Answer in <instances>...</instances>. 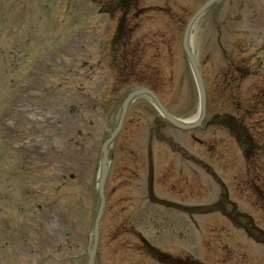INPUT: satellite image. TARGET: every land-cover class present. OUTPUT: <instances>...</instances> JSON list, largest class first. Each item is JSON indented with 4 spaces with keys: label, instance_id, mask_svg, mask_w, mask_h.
Listing matches in <instances>:
<instances>
[{
    "label": "rangeland",
    "instance_id": "374dc122",
    "mask_svg": "<svg viewBox=\"0 0 264 264\" xmlns=\"http://www.w3.org/2000/svg\"><path fill=\"white\" fill-rule=\"evenodd\" d=\"M206 1L142 0L132 42L146 43V57L118 55L134 77H151L166 110L188 124L199 118V97L181 43ZM109 20L87 0H0V264L88 261L101 149L128 91L116 82ZM189 46L206 119L182 131L146 96L131 105L109 149L94 264H158L146 244L205 264H264V246L227 215L234 206L264 231V119L248 129L259 155L250 162L210 124L237 113L230 103L247 104L264 84L254 79L257 71L264 78V0H221L193 26ZM235 64L254 77L230 75Z\"/></svg>",
    "mask_w": 264,
    "mask_h": 264
},
{
    "label": "water",
    "instance_id": "95a60500",
    "mask_svg": "<svg viewBox=\"0 0 264 264\" xmlns=\"http://www.w3.org/2000/svg\"><path fill=\"white\" fill-rule=\"evenodd\" d=\"M217 0H211L209 3H207L196 15L195 17L191 20V22L189 23L187 29H186V32H185V36H184V49H185V52H186V55L189 59V62L194 70V73L196 75V78H197V81H198V84H199V88H200V92H201V109H202V118L204 116V106H205V96H204V91H203V86H202V83H201V79H200V76H199V73L197 71V68H196V64H195V61H194V58L193 56L191 55L189 49L187 48V37H188V32H189V29L193 23V21L201 14L203 13L208 7H210L212 4H214ZM173 124V120L171 118H168ZM105 159V155H104V158L103 160ZM104 176H105V173L103 174L101 180H100V190L102 192V183H103V180H104ZM102 202H103V196H102ZM102 205V204H101ZM102 209V207H101ZM98 220H99V217L96 221V225H95V229H96V233H97V226H98ZM97 236V234H96Z\"/></svg>",
    "mask_w": 264,
    "mask_h": 264
},
{
    "label": "trees",
    "instance_id": "16d2710c",
    "mask_svg": "<svg viewBox=\"0 0 264 264\" xmlns=\"http://www.w3.org/2000/svg\"><path fill=\"white\" fill-rule=\"evenodd\" d=\"M128 2H129L128 0H113V3L114 4H113V7L111 8V11L112 10L114 11V9H120L122 11H124L126 9H129L130 6H129ZM119 32H120V27L118 28V33ZM225 122H228L226 124V126L228 128H230L232 131L239 132V134L242 132L243 133V136L245 135L248 138L247 134L245 133L246 132L245 129L243 127H241V125H239V124H236L235 126L229 125L230 120H224L223 123H225Z\"/></svg>",
    "mask_w": 264,
    "mask_h": 264
}]
</instances>
